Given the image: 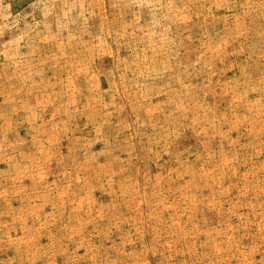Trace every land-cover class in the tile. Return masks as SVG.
<instances>
[{"label":"rangeland","instance_id":"obj_1","mask_svg":"<svg viewBox=\"0 0 264 264\" xmlns=\"http://www.w3.org/2000/svg\"><path fill=\"white\" fill-rule=\"evenodd\" d=\"M0 264H264V0H0Z\"/></svg>","mask_w":264,"mask_h":264}]
</instances>
